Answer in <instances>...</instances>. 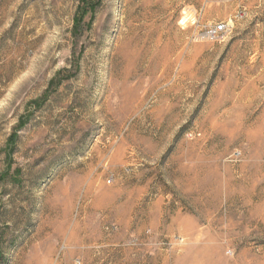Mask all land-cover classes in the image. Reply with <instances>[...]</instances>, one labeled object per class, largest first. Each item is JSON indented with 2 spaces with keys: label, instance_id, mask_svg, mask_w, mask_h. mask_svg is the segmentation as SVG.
<instances>
[{
  "label": "rangeland",
  "instance_id": "obj_1",
  "mask_svg": "<svg viewBox=\"0 0 264 264\" xmlns=\"http://www.w3.org/2000/svg\"><path fill=\"white\" fill-rule=\"evenodd\" d=\"M0 264H264V0H0Z\"/></svg>",
  "mask_w": 264,
  "mask_h": 264
},
{
  "label": "built area",
  "instance_id": "obj_2",
  "mask_svg": "<svg viewBox=\"0 0 264 264\" xmlns=\"http://www.w3.org/2000/svg\"><path fill=\"white\" fill-rule=\"evenodd\" d=\"M226 27L224 24L219 23V25H217L214 29V34L212 36V39L218 40L220 37H222L223 33L225 32ZM235 158H238V154L235 155Z\"/></svg>",
  "mask_w": 264,
  "mask_h": 264
}]
</instances>
